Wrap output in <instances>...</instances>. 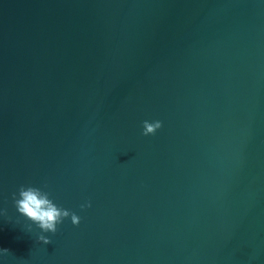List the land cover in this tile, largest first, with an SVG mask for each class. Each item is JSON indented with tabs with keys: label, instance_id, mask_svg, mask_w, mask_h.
<instances>
[{
	"label": "water",
	"instance_id": "obj_1",
	"mask_svg": "<svg viewBox=\"0 0 264 264\" xmlns=\"http://www.w3.org/2000/svg\"><path fill=\"white\" fill-rule=\"evenodd\" d=\"M4 210L0 264H264V0H0Z\"/></svg>",
	"mask_w": 264,
	"mask_h": 264
},
{
	"label": "clouds",
	"instance_id": "obj_2",
	"mask_svg": "<svg viewBox=\"0 0 264 264\" xmlns=\"http://www.w3.org/2000/svg\"><path fill=\"white\" fill-rule=\"evenodd\" d=\"M161 127L160 121H144L142 134L144 136L154 135ZM13 201L17 212L35 224L43 233L54 235L57 232V226L69 217L74 226H78L80 223V217L69 210L58 207L49 198V193L37 187L20 186L18 192L13 194ZM87 206L90 207L91 205ZM81 207L83 209L85 206L82 205ZM6 214V210L0 212V215ZM39 240L45 245L51 243L50 239L44 235H40ZM8 253V250L0 249V254L7 255Z\"/></svg>",
	"mask_w": 264,
	"mask_h": 264
}]
</instances>
